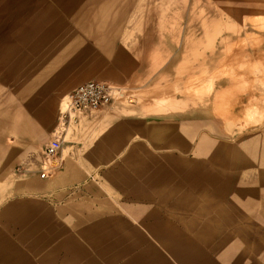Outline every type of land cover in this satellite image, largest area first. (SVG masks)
Returning a JSON list of instances; mask_svg holds the SVG:
<instances>
[{
    "label": "crops",
    "instance_id": "0c3cea01",
    "mask_svg": "<svg viewBox=\"0 0 264 264\" xmlns=\"http://www.w3.org/2000/svg\"><path fill=\"white\" fill-rule=\"evenodd\" d=\"M222 2L261 4L259 0ZM233 10L226 8L230 14ZM178 50L177 43L171 53ZM146 61L141 62L145 69L136 73L96 72L100 79L94 80L133 82L130 89L139 95L81 116L67 129L53 160L55 167L43 178L40 149L51 136L60 96L79 79L69 77L67 68L49 60L38 67L28 63L27 71L21 73L24 78L11 85L12 103L3 106L0 102V264H198L194 260L196 240L206 246L207 240L215 238L206 237L207 230H220L217 239L221 240L228 222L240 234L241 228H253L258 222L257 217L237 215L259 211L256 178L250 186L246 184L243 194L242 175L230 179L218 175L220 182L231 183L233 203H228L227 190L221 184L218 192L211 189V176L204 173L201 190L195 191L193 184V189L181 190L185 195L180 196L179 181L194 182L195 166L210 164V147L200 141L196 144V127L210 125L197 123L188 104L163 112L155 110L157 106L150 100L172 87L179 68L186 67L187 73L181 76L186 79L194 65L189 60H163L151 71L152 62ZM167 68L172 70L171 81L163 71ZM225 79L227 76L218 78L224 83ZM175 96L174 106L184 100ZM36 101L42 106L35 105ZM4 114L10 119L5 125ZM201 148L203 156H195ZM219 161L221 166L232 163L227 156ZM180 165L187 172L180 173ZM200 191L207 203L195 201ZM212 198L215 204H211ZM247 198L250 205H243ZM212 209L219 216H204L195 225L192 252L186 259L180 258L179 228L187 226L180 222L179 213H211ZM231 213L236 215L227 217ZM250 239L251 244H258L256 234ZM225 249L215 248L216 255H226L221 263L211 261L227 262ZM210 254L203 252V258L208 260Z\"/></svg>",
    "mask_w": 264,
    "mask_h": 264
},
{
    "label": "rangeland",
    "instance_id": "374dc122",
    "mask_svg": "<svg viewBox=\"0 0 264 264\" xmlns=\"http://www.w3.org/2000/svg\"><path fill=\"white\" fill-rule=\"evenodd\" d=\"M219 1L222 2L0 0V83H4L0 84V102L3 106L12 103L11 85L20 82L28 63L38 67L46 61H56L68 69L69 77L82 82L100 79L96 72L107 69L136 73L137 69H145L141 63L145 60L152 62L151 71L163 60H189L194 66L189 68L188 78H181L187 73L186 67L179 68L178 82L175 80L171 88L150 97L151 103L157 106L155 110L163 112L183 109L188 104L194 110L197 123L204 121L205 125H210L196 127V144L200 141V145L205 143L210 147V164L195 166L194 182L179 181L180 196L185 195L181 190L193 189V184L195 191L201 190L204 174L211 176V189L217 191L220 184L222 189L226 188L228 203L234 200L233 195L230 196L231 183L220 182L219 174H226L229 179L242 175L243 194L252 178L258 180L259 186V211L237 214L246 219L257 217L254 227H243L240 234L228 222L221 240L217 239L220 230H207L205 236L215 238L207 240L206 246L196 240L194 260L198 264H219L211 259L221 263L226 255H216L215 248H226L228 261L222 264H264V237L261 236L264 232V52L261 51V55L253 51L255 48L264 50V0H259L260 5L235 6ZM229 7L234 13L226 11ZM177 43L178 52L171 53ZM145 48L162 52L143 53L141 50ZM163 71L169 73L168 81H171L172 70ZM222 76H227L225 83L218 80ZM114 84L126 88L132 99L139 95L130 89L134 86L131 81ZM68 92L58 100L51 130L56 125L60 103ZM175 94L184 99L176 106L172 105ZM39 103L36 101L35 105ZM6 116H3L4 125L10 120ZM205 135L210 140L206 141ZM195 156L202 157L203 148L196 150ZM224 156L232 163L219 165V159ZM186 168L180 165L179 172H187ZM201 193H197L195 201L207 203L208 198ZM219 199L216 197V201ZM212 201L213 198L211 204H215ZM243 205H250V199H244ZM213 210L211 213H179L180 222L187 226L179 228L180 258L186 259L188 252H192L190 241L194 240L193 233H197L195 225L204 216L218 215ZM229 215L236 214L227 217ZM254 234L258 244L250 243ZM195 237L197 239L196 234ZM203 249L208 254L212 251L208 260L203 258Z\"/></svg>",
    "mask_w": 264,
    "mask_h": 264
},
{
    "label": "built area",
    "instance_id": "2783aa9c",
    "mask_svg": "<svg viewBox=\"0 0 264 264\" xmlns=\"http://www.w3.org/2000/svg\"><path fill=\"white\" fill-rule=\"evenodd\" d=\"M118 100L131 101L132 98L126 88L112 82L91 79L73 87L63 97L56 125L40 151L44 165L40 177H45L54 169L53 160L71 125L84 114L97 112Z\"/></svg>",
    "mask_w": 264,
    "mask_h": 264
},
{
    "label": "bare ground",
    "instance_id": "6f19581e",
    "mask_svg": "<svg viewBox=\"0 0 264 264\" xmlns=\"http://www.w3.org/2000/svg\"><path fill=\"white\" fill-rule=\"evenodd\" d=\"M261 82V81H260Z\"/></svg>",
    "mask_w": 264,
    "mask_h": 264
}]
</instances>
